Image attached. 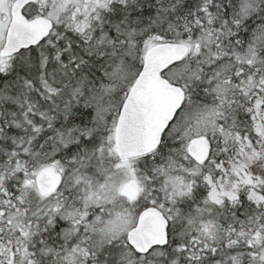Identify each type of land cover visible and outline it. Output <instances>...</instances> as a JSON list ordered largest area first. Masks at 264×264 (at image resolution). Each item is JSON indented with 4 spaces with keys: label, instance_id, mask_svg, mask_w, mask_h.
<instances>
[{
    "label": "snow or ice",
    "instance_id": "snow-or-ice-1",
    "mask_svg": "<svg viewBox=\"0 0 264 264\" xmlns=\"http://www.w3.org/2000/svg\"><path fill=\"white\" fill-rule=\"evenodd\" d=\"M0 264H264V0H0Z\"/></svg>",
    "mask_w": 264,
    "mask_h": 264
}]
</instances>
